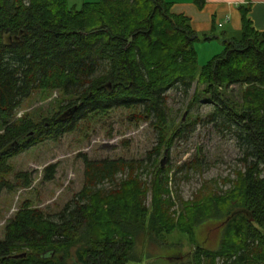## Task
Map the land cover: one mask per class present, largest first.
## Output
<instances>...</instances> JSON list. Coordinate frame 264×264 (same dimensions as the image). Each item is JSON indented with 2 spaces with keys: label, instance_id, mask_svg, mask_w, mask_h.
Segmentation results:
<instances>
[{
  "label": "trees",
  "instance_id": "trees-1",
  "mask_svg": "<svg viewBox=\"0 0 264 264\" xmlns=\"http://www.w3.org/2000/svg\"><path fill=\"white\" fill-rule=\"evenodd\" d=\"M193 2L200 10L207 4ZM171 8L167 0H101L80 9L68 0H0V195L16 182L32 184L27 172L6 179L13 157L73 132L90 114L136 108L135 118L150 120L158 132L145 165L85 155L84 187L59 213L26 202L5 227L0 264H129L140 236L160 241L179 232L194 240L199 224L223 216L220 249L195 242L184 264H264V31L253 26L251 7H241L240 34L200 69V34ZM237 85L240 97L230 91ZM194 87L190 105L213 106L208 121L234 136L242 169L226 195L190 202L175 198L171 169L157 159L186 133L181 128L168 137V92L188 96ZM56 90L69 98L58 115L17 118L34 92ZM55 168L46 169L45 180ZM238 211L246 213L232 216Z\"/></svg>",
  "mask_w": 264,
  "mask_h": 264
},
{
  "label": "rangeland",
  "instance_id": "rangeland-1",
  "mask_svg": "<svg viewBox=\"0 0 264 264\" xmlns=\"http://www.w3.org/2000/svg\"><path fill=\"white\" fill-rule=\"evenodd\" d=\"M99 1L68 0V3L70 7L80 9L84 3ZM223 32L217 28L207 35L200 34V40L195 43L200 69L223 52ZM205 37H209V40ZM232 90L240 97L239 85L233 86ZM194 92L195 87L189 91L188 96L180 89L168 92V137L173 138L181 128H185L186 133L181 139L173 138L170 150L162 151L157 159L158 166L163 163L164 167L171 169L175 198L178 200L177 197H181L190 202L196 201L197 196L208 197L211 193L226 195L232 190L242 169L241 155L234 136L227 131H219L215 124L208 121L214 108L206 100L190 105ZM67 101L69 98L62 97L57 90L36 91L25 101L17 118L26 114L37 118H52L61 112V106ZM137 113L136 108H120L90 114L78 122L73 132L60 136L56 141L43 139L13 157L9 161L13 173L6 179L15 182L16 173L27 172L33 180L28 188L16 182L17 187L13 191L4 190L0 195V240L4 239L8 221L26 202L47 215L59 213L84 187L85 155L92 161L125 159L143 162L144 165L148 163L150 152L157 145L158 132L150 120H137ZM195 161L199 162L200 168L189 167ZM51 165H55L56 170L54 178L47 181L46 169ZM181 207L178 203V214L182 212ZM226 217L209 219L199 224L195 229V241L189 235L179 232L162 236L160 241L140 236L134 248L135 253L141 256L140 262L131 264L188 263L196 249L195 242L208 250L217 251L225 236L223 222ZM76 249L73 248L71 252L74 253Z\"/></svg>",
  "mask_w": 264,
  "mask_h": 264
},
{
  "label": "crops",
  "instance_id": "crops-1",
  "mask_svg": "<svg viewBox=\"0 0 264 264\" xmlns=\"http://www.w3.org/2000/svg\"><path fill=\"white\" fill-rule=\"evenodd\" d=\"M167 1L172 4L174 14H183L190 18L193 29L199 34L214 32L219 28L224 31L222 34L224 41L238 36L242 30L240 8L245 6L251 7L249 18L253 26L259 31H264V0H207L202 10L193 0ZM134 254L136 260L129 264L140 262L141 256L135 251Z\"/></svg>",
  "mask_w": 264,
  "mask_h": 264
},
{
  "label": "water",
  "instance_id": "water-1",
  "mask_svg": "<svg viewBox=\"0 0 264 264\" xmlns=\"http://www.w3.org/2000/svg\"><path fill=\"white\" fill-rule=\"evenodd\" d=\"M162 165H163V163H162ZM238 213H246V211H238V212H236V213H233V215L232 216H235L236 214H238ZM25 255H20L19 257H24Z\"/></svg>",
  "mask_w": 264,
  "mask_h": 264
}]
</instances>
